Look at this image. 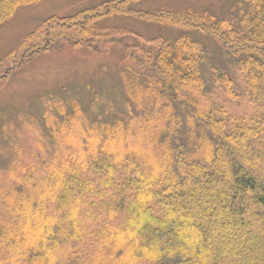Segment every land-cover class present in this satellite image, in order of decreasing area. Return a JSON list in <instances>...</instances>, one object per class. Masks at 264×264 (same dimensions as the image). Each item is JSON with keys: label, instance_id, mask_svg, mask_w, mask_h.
Segmentation results:
<instances>
[{"label": "trees", "instance_id": "1", "mask_svg": "<svg viewBox=\"0 0 264 264\" xmlns=\"http://www.w3.org/2000/svg\"><path fill=\"white\" fill-rule=\"evenodd\" d=\"M44 1L0 0V25ZM179 1L100 0L50 15L0 60L5 81L61 47L120 46L135 108L129 120L51 122L65 149L1 169L14 186L0 187V264H264V0H233L229 18ZM125 21L175 34L144 37ZM207 40L244 75L249 115L228 117L208 96L215 86L235 101L240 86L228 69L207 75Z\"/></svg>", "mask_w": 264, "mask_h": 264}, {"label": "rangeland", "instance_id": "2", "mask_svg": "<svg viewBox=\"0 0 264 264\" xmlns=\"http://www.w3.org/2000/svg\"><path fill=\"white\" fill-rule=\"evenodd\" d=\"M96 1L100 0H46L19 9L12 18L0 25V60L7 57L42 19L50 15H68ZM185 1L190 6L185 8L196 12L208 11L221 18H229V3L233 2ZM181 4L179 0H153L143 8L166 6L176 9ZM123 24L133 26L148 38L158 35L171 38L175 34L172 30L162 28L160 31L158 28L145 27L136 22L125 21ZM127 44L124 42L122 47ZM204 44L203 51L209 55L205 65L207 75L213 66L228 69L240 86L238 99L235 101L228 99L215 86L210 87L208 96L228 117L249 115L252 113V106L247 100L244 75L230 66L229 60L221 54L213 41L207 40ZM119 48H107L106 52L95 55L61 47L37 56L27 65L15 70L5 81H0L1 188L10 190L14 186L7 170H1L6 168L8 162L12 161L17 168L28 167L34 162L35 154H40L50 161L53 152L65 149L61 143V132L57 143L53 140L54 130L51 128V122L63 123L64 126L67 119L75 114L76 118L83 114L91 120L96 117L105 120L111 115L129 120L134 116L135 108L128 101L119 76L122 67L130 64ZM216 61L225 64L215 65ZM14 147L19 148V153L10 150Z\"/></svg>", "mask_w": 264, "mask_h": 264}]
</instances>
